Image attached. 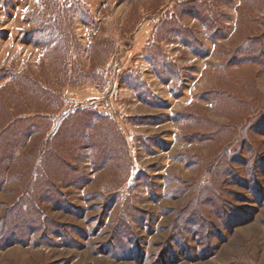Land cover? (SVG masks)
I'll return each mask as SVG.
<instances>
[{
  "label": "rangeland",
  "instance_id": "obj_1",
  "mask_svg": "<svg viewBox=\"0 0 264 264\" xmlns=\"http://www.w3.org/2000/svg\"><path fill=\"white\" fill-rule=\"evenodd\" d=\"M19 116L0 264H264V0H0V128Z\"/></svg>",
  "mask_w": 264,
  "mask_h": 264
},
{
  "label": "trees",
  "instance_id": "obj_2",
  "mask_svg": "<svg viewBox=\"0 0 264 264\" xmlns=\"http://www.w3.org/2000/svg\"><path fill=\"white\" fill-rule=\"evenodd\" d=\"M183 5H185V8H187V9L190 8V7H188L189 5L186 3L185 4L183 3ZM193 9L195 11V14L206 24V26L211 27L212 23L215 21V16H214V12L211 9V7L209 6V4L206 1H202L198 7L193 6ZM164 24H166V25H163V28L166 27L165 30H167L168 32L177 31L178 30L177 28H180L178 26L177 22L175 21V19H173V18L167 19L166 21H164ZM181 34H182V36L188 38V40H190V42L198 43V41L195 40V38L192 39V37L190 35H188L186 30H183ZM183 40H185V39H183ZM183 42L188 43L187 41H183ZM12 78L17 80L18 83L21 80V86H24L26 88V90L32 92L33 95H36V96L45 95L44 97H46L45 99H47L48 101L54 100L56 98V96L52 92L46 91V89H44L36 79L31 78L28 75H23L21 72L20 73H14ZM80 112H82V111H80ZM83 112H86L85 113L86 116H84V119H82L83 122L81 124H77L76 119H74V117H70V115H68L64 118L65 121H69L72 118L70 120V125L72 127H74V126L77 127L79 125V128H80L79 134H81V136H80V138L76 139V141L74 142V147L72 148L73 152L74 151L76 152V150H79V148L82 147L84 144L90 146L91 151L95 147V145H93L92 143H88V141H89L88 139L90 137L89 136L90 134L86 133L87 128H89V127L94 128V126H95L93 116L91 117L89 112H87V111H83ZM96 116H99V115H96ZM99 117H101V116H99ZM32 121H33L32 118L24 117V116H19L18 118L11 119L7 123V128L3 129L1 126V128H0V141H1L4 133L7 131V129H11V127H13L14 129L16 127V129L10 135L11 136L10 139H12L13 141H18V140L21 141V140L25 139L29 134L34 133L37 129L36 128L37 126ZM76 124H77V126H76ZM4 126H5V124L3 125V127ZM10 139H9V141H11ZM9 145H10V149L8 150V153H10V152L12 153L11 148L14 146V144L9 143ZM69 148H71V146ZM76 148H78V149H76ZM102 150L103 151H99V154L96 155V157H93V159L91 158L92 159L91 164L94 167L96 165H103L106 161V158L108 156V155H106L107 151L105 150V147H103ZM50 151H51V149L45 150V152L43 154H45V153L46 154L43 155L42 157H40L39 160H38V158H37V160H34V163L36 165H38V164L42 163L45 159L50 158L52 155ZM5 157H6V155L2 156V158H0V165L1 164L3 165L4 161H6V160H4ZM10 158H11V156L9 155V159ZM59 160L61 163L63 162L66 167H68L67 169H70V167H71V169L74 170V167H72V165L68 162L67 159L61 157V159H59ZM42 165L44 166L43 163H42ZM48 180H49L48 182L45 181V184L48 183L47 185H51L50 182H52V186H53V184H54L53 181H51L50 179H48ZM36 225L37 226L41 225V221H39V220L36 221Z\"/></svg>",
  "mask_w": 264,
  "mask_h": 264
}]
</instances>
